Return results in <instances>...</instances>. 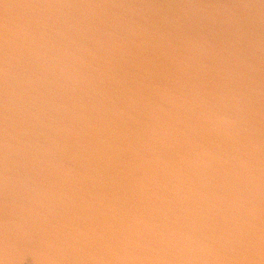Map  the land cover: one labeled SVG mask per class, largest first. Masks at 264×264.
Returning <instances> with one entry per match:
<instances>
[{
  "label": "water",
  "instance_id": "obj_1",
  "mask_svg": "<svg viewBox=\"0 0 264 264\" xmlns=\"http://www.w3.org/2000/svg\"><path fill=\"white\" fill-rule=\"evenodd\" d=\"M0 264H264V0H0Z\"/></svg>",
  "mask_w": 264,
  "mask_h": 264
}]
</instances>
